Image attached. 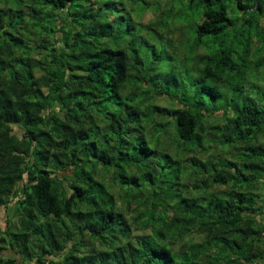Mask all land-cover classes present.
I'll return each instance as SVG.
<instances>
[{
    "label": "trees",
    "instance_id": "1",
    "mask_svg": "<svg viewBox=\"0 0 264 264\" xmlns=\"http://www.w3.org/2000/svg\"><path fill=\"white\" fill-rule=\"evenodd\" d=\"M263 19L264 0H0V207L19 215L0 234L33 264H264V93L216 105Z\"/></svg>",
    "mask_w": 264,
    "mask_h": 264
},
{
    "label": "rangeland",
    "instance_id": "2",
    "mask_svg": "<svg viewBox=\"0 0 264 264\" xmlns=\"http://www.w3.org/2000/svg\"><path fill=\"white\" fill-rule=\"evenodd\" d=\"M251 3H252V1H250V4ZM162 6L165 7L164 2L162 3ZM195 6L197 8V5H195ZM196 8H194V9H196ZM243 11H245V9H243ZM192 14H193V11H191L189 15H192ZM237 16L238 17L240 16V12H238ZM150 17H151V14H147L146 18L144 19V22H148ZM261 23H262V25H264V19L261 21ZM57 35L58 34H56V35L53 34L52 36L47 37L46 39L50 41L54 36H57ZM32 38L35 39V41L37 43L42 41V37H39V32L36 30H34V35ZM262 39H263V36H262ZM181 41L183 42V45H184V48H181V51L185 55V53H187V48H186L185 43H187V45H189V43L192 45V41H193L192 32L188 31L186 28L183 29V36H182ZM260 42L262 43L263 41L260 39L255 41L254 46L251 47V52H249V53L252 55L251 56L252 62H241L240 58L236 59L237 62H235V63L237 64L236 65L237 67H236L235 71H232V72H235V75L231 78V80L229 82L222 85L221 89L223 92V97L221 99H219V102H217V104H216L217 107H219V106L227 107V106H231L232 104L234 107L240 105L241 103H239V104H236V103L240 101L239 96L242 95L241 87H242V84L244 83V81L245 82L246 81L252 82L253 84H254V82H256L255 83V86L257 87L256 91H258L259 93H264V46L259 44ZM242 49H244V48L242 47ZM240 51L243 54V51L242 50H240ZM179 53L181 54V52H179ZM185 57H187V60L193 59V56H191V55L189 56L188 54ZM257 68H259L262 71L263 75H262V77L255 79L252 76V73ZM187 70H188V68H187ZM189 70L192 72L191 69H189ZM191 72L188 73V75L193 76V74ZM161 74L164 76H166V75L171 76L173 74L178 76L177 71H174V69H170L169 67H166V66L161 70ZM248 87H246L243 90L245 93L244 97L248 93ZM234 101H236V103ZM160 104L162 106H169L166 102H161ZM207 104L210 105V101H207ZM218 111H220V113L219 114L216 113L217 116L222 113L221 109ZM230 113H231V111H230ZM214 119H215V117H214ZM204 123L206 125H208L210 123V121L207 117L204 118ZM209 129H211V128L209 127ZM9 219L12 220V225L8 224ZM18 219H19V215H17V211L15 210V208L13 206L11 209H5L4 207H0V232H2V233L6 232L12 226L14 228H16L18 225ZM138 233H140V232H138ZM0 238H4L6 240L5 243L0 242V256L14 260L15 261L14 264H33V261L24 260L22 258V255L17 252L16 247H13L11 245L10 236H8L6 234H4V235L0 234ZM85 244H86L85 248L82 249L83 252H88L92 247L96 248V246L92 245L90 243V241H86Z\"/></svg>",
    "mask_w": 264,
    "mask_h": 264
}]
</instances>
